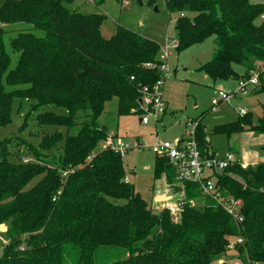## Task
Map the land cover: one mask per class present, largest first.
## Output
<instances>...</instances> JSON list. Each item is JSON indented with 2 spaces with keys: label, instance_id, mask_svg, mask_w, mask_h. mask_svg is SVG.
Instances as JSON below:
<instances>
[{
  "label": "trees",
  "instance_id": "trees-1",
  "mask_svg": "<svg viewBox=\"0 0 264 264\" xmlns=\"http://www.w3.org/2000/svg\"><path fill=\"white\" fill-rule=\"evenodd\" d=\"M73 1L0 3V126L11 121L16 100L32 103L35 122L44 127L69 130L79 112H90L89 122L75 133L63 137L57 131L40 140L39 148L47 151L62 143L59 167L33 148L35 162L10 161L9 143L0 140V225L6 227L0 264L264 262V162L247 169L234 165L219 176L220 187L241 201L238 216L187 183L186 203L173 221L166 209L152 212L126 181L122 157L109 141L97 147L108 136L97 124L107 102L116 100L118 116L141 112L142 89H151L161 78L160 46L123 26L103 38L105 16L69 9ZM154 2L146 0L148 5ZM163 2L169 13L176 14L175 52L215 37L211 58L199 67L209 79L246 80L250 71L264 65V0ZM17 23L30 25L41 35L30 31L9 37V47L17 54L10 69L3 37L5 27ZM258 79L257 93L264 95L262 74ZM260 105V117L254 119L248 111L214 125L210 133L227 139L246 130L264 134V102ZM49 106L64 108L66 114ZM195 138L202 154L211 157L214 152L200 119ZM162 174L177 192L169 162L155 155L153 178ZM230 244L235 254L227 257Z\"/></svg>",
  "mask_w": 264,
  "mask_h": 264
},
{
  "label": "rangeland",
  "instance_id": "rangeland-1",
  "mask_svg": "<svg viewBox=\"0 0 264 264\" xmlns=\"http://www.w3.org/2000/svg\"><path fill=\"white\" fill-rule=\"evenodd\" d=\"M1 2L2 0H0ZM141 2L142 4L138 0H75L67 7L69 9L78 8L76 10L83 13L104 15L105 18L100 27L103 38H109L117 26H123L155 40L160 47H165L167 37H169L168 41L176 38L174 29L176 14H171L166 10L163 0H155L153 5L146 4V0H141ZM5 28L6 34L3 40L11 58V69L17 54L12 52L9 47V37H13L19 32L30 31L41 35V31L33 30L30 25L25 23L8 25ZM215 47V37L209 36L202 42L193 44L180 53H172L168 60L171 72L165 76L161 89V97L165 101L167 109L159 121L142 124L138 120L139 116L135 113L118 116L115 99L105 104L101 116L97 119V124L104 126L108 131V136L98 144V148L110 140L112 144L124 142L127 145L139 140L140 144L136 143V146H131L125 151L122 156V164L128 182L133 185L135 192L148 204L152 212L158 213L168 201H174L179 194L172 195L170 193L172 187L167 183L164 174L159 179L153 178L155 154L151 151L150 146L155 144L156 141L173 142L178 139L185 132V121L189 119H201V123L205 126L207 132V140L220 154H223L228 146H233L243 161L246 159L242 157V147L264 157L261 146H258L254 141L258 136L254 132L249 133L246 130L231 136L229 139L224 135L210 133L214 125L235 120L238 114L237 111L243 107L249 108L252 111L253 118H257L262 115L260 104L264 102L262 93L256 96L247 93L252 90L254 94L258 92L257 88L260 86L258 79L257 85L250 88V90L237 92L230 100L220 102L214 108L211 107L210 101L214 97L216 89L226 90L236 86L234 79L222 82H219V80L213 81L199 70L200 65L211 58ZM235 68H237L236 70L241 69L243 72V68L238 66H235ZM253 73L258 76L262 74L264 78V65L261 64L250 71V74ZM31 105L32 103L28 101L19 102L17 100L12 104L11 121L0 126V140L7 139L9 143V150L13 155L9 158L10 161L35 162L37 156L34 151L36 150L40 156L49 161L50 165L59 167L58 156L61 154L62 143L47 151L39 148L40 140L44 136L57 131L63 137L66 134L75 133L83 122H89L90 112H79L75 118L76 125L67 130L64 127L38 126L34 119L37 113L30 109ZM48 109L54 110L58 114H66L64 108L49 106ZM109 131H115L116 134ZM109 133L115 134L112 139L109 137L111 135ZM253 146H256L255 151H253ZM247 149L245 150L247 151ZM260 159L257 158L256 163L264 162L259 161ZM157 194L163 195V197L155 198ZM172 219L173 221L177 220L176 217H172ZM5 229V226L0 227V256L3 253L1 245L6 243ZM233 254H235V250L233 245L230 244L225 256L228 257V255ZM232 264H241V262L235 260ZM253 264H264V262Z\"/></svg>",
  "mask_w": 264,
  "mask_h": 264
},
{
  "label": "built area",
  "instance_id": "built-area-1",
  "mask_svg": "<svg viewBox=\"0 0 264 264\" xmlns=\"http://www.w3.org/2000/svg\"><path fill=\"white\" fill-rule=\"evenodd\" d=\"M263 16H261L262 18ZM177 48L176 39L167 41L165 47L160 49V60L162 61L158 69L161 72V78L155 82L153 87L142 89V97L139 100L140 109L139 119L142 124H148L150 121L157 122L166 111V105L161 97L162 82L166 75L171 72L169 58ZM258 83V75L250 74L246 80L239 79L235 92L216 89L214 97L210 101L212 108L220 102L228 101L235 96L237 92H244L256 86ZM246 113L245 109H239L238 115L242 116ZM199 119L187 120L186 129L182 137H179L173 142L156 141L150 146L151 151L155 155L163 156L169 162L173 169L178 191L170 189L172 195L179 194L174 201H168L163 209L169 211L172 217H177L185 205V185L187 183L196 185L200 195L213 200L217 205L222 206L225 210L233 215L238 216L237 211L241 207V201L226 193L218 184L219 176L223 174L226 168L231 166H239L241 169H247L249 165L241 162L233 152H225L222 155L214 153L211 157H205L200 151L196 138L195 128ZM110 148L118 153L121 157L125 151L131 146H136L138 142L127 145L124 142L112 144L109 141ZM167 201V200H166ZM241 219V217H239ZM23 250V246L19 247Z\"/></svg>",
  "mask_w": 264,
  "mask_h": 264
},
{
  "label": "crops",
  "instance_id": "crops-1",
  "mask_svg": "<svg viewBox=\"0 0 264 264\" xmlns=\"http://www.w3.org/2000/svg\"><path fill=\"white\" fill-rule=\"evenodd\" d=\"M78 6V5H77ZM73 9H78V8H73ZM79 12H81L80 10H78ZM83 13V12H82ZM116 29V28H115ZM114 32H115V30H114ZM168 38V39H167ZM166 39V41H168L169 40V37H167ZM176 39V38H175ZM155 41V40H154ZM160 46V45H159ZM161 48H163V47H160V49ZM159 56H160V50H159ZM237 69V68H236ZM239 69V68H238ZM174 71V70H173ZM237 72H239V73H242V70L241 69H239V70H237ZM228 81V80H227ZM236 81V86L234 87V88H232V89H229V88H227L226 89V91H234L236 88H237V82H238V80H235ZM219 82H222V81H219ZM223 84V83H222ZM223 90V89H222ZM254 91L252 90V91H249V92H247V93H250V94H253V95H257V94H261V93H253ZM237 98V97H236ZM165 102V101H164ZM165 105H166V103H165ZM105 107V106H104ZM166 109H167V105H166ZM241 109V108H240ZM242 109H245L246 110V112H248V111H250L251 113H252V111L248 108L247 109V107H243ZM165 113H166V111H165ZM237 113H238V111H237ZM101 116V115H100ZM99 116V117H100ZM237 116H238V114H237ZM236 116V117H237ZM258 117H260V116H258ZM161 119V118H160ZM194 119V118H193ZM195 119H200V118H195ZM254 119H256V117L254 118ZM139 120V119H138ZM189 120H191V119H189ZM201 120V119H200ZM186 122V121H185ZM205 127V126H204ZM109 132H111V133H115L116 134V132L115 131H109ZM205 132H206V130H205ZM207 133V132H206ZM249 133H253V131H249ZM255 133V132H254ZM184 134V133H183ZM183 134L180 136V137H182L183 136ZM257 134V133H256ZM256 134H253V135H256ZM253 135L251 136V142H252V139H253ZM258 136H257V138H255L254 139V141H255V143L256 144H258V146H261V149L264 151V134H257ZM137 142H138V144H140V142H139V140H136ZM210 143V142H209ZM229 147H231V148H229ZM253 148V151H255L256 150V146H253L252 147ZM210 149L214 152V153H216V154H218V155H222V154H220L217 150H215L213 147H212V145H211V143H210ZM245 149H247V148H244V147H242V157H243V159L245 158L246 160L245 161H243L242 160V158L240 157V155L238 154V152H237V150L235 149V147H233V146H228V148L225 150V152H233L237 157H238V159L241 161V162H243V163H245V164H247V165H249V166H253V165H256V164H258V163H256V160H257V158L259 159V158H261L259 161H264V157L263 156H260L259 154H257L256 152H250V151H248V149H247V151L245 150ZM224 152V153H225ZM223 153V154H224ZM250 163H251V165H250ZM260 163V162H259ZM126 181L128 182V179H127V177H126ZM157 197H163V195H159V194H157V195H155V198H157ZM162 199V198H161ZM0 227H3L2 225H0ZM236 259H233L232 260V263L235 261ZM240 262H241V260H239ZM241 264H243L242 262H241Z\"/></svg>",
  "mask_w": 264,
  "mask_h": 264
},
{
  "label": "water",
  "instance_id": "water-1",
  "mask_svg": "<svg viewBox=\"0 0 264 264\" xmlns=\"http://www.w3.org/2000/svg\"><path fill=\"white\" fill-rule=\"evenodd\" d=\"M140 4H142L141 0H138ZM139 122H140V119H139Z\"/></svg>",
  "mask_w": 264,
  "mask_h": 264
}]
</instances>
